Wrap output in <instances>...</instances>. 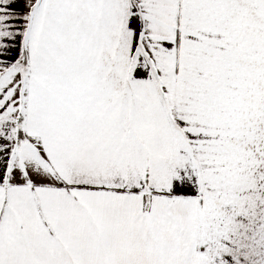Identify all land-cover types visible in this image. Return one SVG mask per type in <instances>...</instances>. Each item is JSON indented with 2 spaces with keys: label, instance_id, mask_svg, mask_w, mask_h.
<instances>
[{
  "label": "snow or ice",
  "instance_id": "1",
  "mask_svg": "<svg viewBox=\"0 0 264 264\" xmlns=\"http://www.w3.org/2000/svg\"><path fill=\"white\" fill-rule=\"evenodd\" d=\"M0 264H264V0H0Z\"/></svg>",
  "mask_w": 264,
  "mask_h": 264
}]
</instances>
